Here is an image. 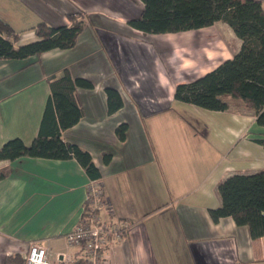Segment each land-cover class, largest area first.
<instances>
[{
	"label": "crops",
	"instance_id": "crops-1",
	"mask_svg": "<svg viewBox=\"0 0 264 264\" xmlns=\"http://www.w3.org/2000/svg\"><path fill=\"white\" fill-rule=\"evenodd\" d=\"M142 8L139 0H0V20L19 33L16 46L36 41L39 23L69 25L67 15L75 12L84 20L71 48L0 59V146L13 138L32 142L49 81L66 69L92 87L77 89L84 115L62 136L89 152L100 171L91 179L73 157L1 160L0 264L9 255L25 258L34 242L52 262L77 258L79 249L67 247L64 236L81 217L91 181L106 200L102 220L128 224L106 247L105 264H264L263 238H252L231 217L214 222L209 215L221 205V181L264 170V126L231 96L222 98V111L174 98L178 84L231 59L242 40L222 21L145 33L128 24ZM106 88L123 101L112 114ZM120 123L128 126L124 141L115 133Z\"/></svg>",
	"mask_w": 264,
	"mask_h": 264
},
{
	"label": "trees",
	"instance_id": "trees-1",
	"mask_svg": "<svg viewBox=\"0 0 264 264\" xmlns=\"http://www.w3.org/2000/svg\"><path fill=\"white\" fill-rule=\"evenodd\" d=\"M143 4L138 18L128 24L151 34L176 33L225 22L242 40L239 51L212 71L189 82L178 84L174 98L198 107L222 111L227 104L224 96L240 99L253 109L256 123L264 126V10L259 0H139ZM69 25L51 27L45 22L35 28L37 40L16 46L19 33L0 20V59H24L39 56L52 49H68L75 45L84 27L82 13L67 15ZM82 78H73L68 70L49 81L50 95L36 137L29 145L13 138L0 146V161H14L21 157L52 160L75 158L91 179H98L100 171L89 152L66 142L62 133L74 126L84 112L77 97L78 88H91ZM107 113L118 111L123 101L113 88L105 89ZM128 126L120 123L115 130L120 141L126 139ZM264 146V138L259 140ZM110 155H105L104 162ZM6 170L0 172L4 177ZM221 205L210 209L214 222L231 217L249 229L252 238L264 240V170L250 175H232L218 185ZM20 254L9 255L5 264H24ZM77 264H84L80 261ZM244 264V263H238Z\"/></svg>",
	"mask_w": 264,
	"mask_h": 264
},
{
	"label": "built area",
	"instance_id": "built-area-1",
	"mask_svg": "<svg viewBox=\"0 0 264 264\" xmlns=\"http://www.w3.org/2000/svg\"><path fill=\"white\" fill-rule=\"evenodd\" d=\"M87 199L80 219L74 228L64 236L67 247H77V258L67 254L57 257L55 262L49 258L46 247L40 243L29 244L24 264H105V250L108 244L121 237L128 224L122 221L104 222L101 209L106 205L103 190L99 183L91 181L87 187Z\"/></svg>",
	"mask_w": 264,
	"mask_h": 264
},
{
	"label": "rangeland",
	"instance_id": "rangeland-1",
	"mask_svg": "<svg viewBox=\"0 0 264 264\" xmlns=\"http://www.w3.org/2000/svg\"><path fill=\"white\" fill-rule=\"evenodd\" d=\"M103 208H104V205H103Z\"/></svg>",
	"mask_w": 264,
	"mask_h": 264
}]
</instances>
